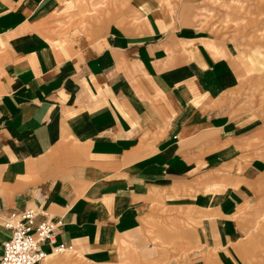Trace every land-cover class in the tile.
<instances>
[{"label":"crops","instance_id":"crops-1","mask_svg":"<svg viewBox=\"0 0 264 264\" xmlns=\"http://www.w3.org/2000/svg\"><path fill=\"white\" fill-rule=\"evenodd\" d=\"M225 3L0 0V258L31 209L39 264H264V51Z\"/></svg>","mask_w":264,"mask_h":264},{"label":"built area","instance_id":"built-area-1","mask_svg":"<svg viewBox=\"0 0 264 264\" xmlns=\"http://www.w3.org/2000/svg\"><path fill=\"white\" fill-rule=\"evenodd\" d=\"M38 216H43L36 210H24L9 214L3 227L10 231V238L3 244V254L0 264H39L46 254L39 250L44 243H54L56 231L60 223L49 219L36 223ZM65 248L59 245L56 253H64Z\"/></svg>","mask_w":264,"mask_h":264},{"label":"rangeland","instance_id":"rangeland-1","mask_svg":"<svg viewBox=\"0 0 264 264\" xmlns=\"http://www.w3.org/2000/svg\"><path fill=\"white\" fill-rule=\"evenodd\" d=\"M252 2L254 0H226L224 8L228 14L225 26L232 28V32H248L251 38L256 39L257 46L264 51V13H255V5ZM250 43L252 44V40Z\"/></svg>","mask_w":264,"mask_h":264}]
</instances>
